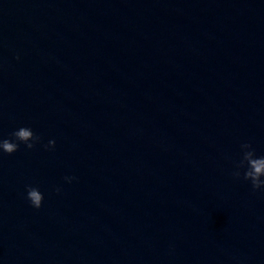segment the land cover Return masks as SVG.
<instances>
[{"label":"water","instance_id":"95a60500","mask_svg":"<svg viewBox=\"0 0 264 264\" xmlns=\"http://www.w3.org/2000/svg\"><path fill=\"white\" fill-rule=\"evenodd\" d=\"M21 127L0 264H264L233 175L264 156V0H0V140Z\"/></svg>","mask_w":264,"mask_h":264},{"label":"clouds","instance_id":"9594fccd","mask_svg":"<svg viewBox=\"0 0 264 264\" xmlns=\"http://www.w3.org/2000/svg\"><path fill=\"white\" fill-rule=\"evenodd\" d=\"M19 59V56H17ZM40 137L36 135L29 127H21L18 130L11 133L10 139L0 140V150L8 153L9 155L19 150L20 143L26 145L28 149H33L37 143L40 142ZM15 141V142H14ZM56 141L50 140L46 148L54 149ZM243 157L236 165L237 170L233 175L237 178L241 176L240 169H246L243 172V178L250 181L254 190L264 191V156L257 157L255 150L250 143H244L241 145ZM68 182L76 179L75 177H65ZM60 189H57L59 192ZM27 198L31 202L32 206L39 209L43 206L44 195L38 187H27Z\"/></svg>","mask_w":264,"mask_h":264}]
</instances>
